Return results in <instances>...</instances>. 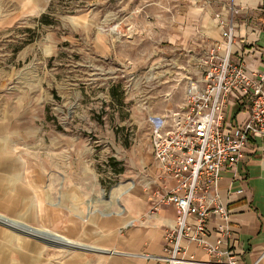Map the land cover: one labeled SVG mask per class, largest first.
<instances>
[{
  "label": "rangeland",
  "instance_id": "374dc122",
  "mask_svg": "<svg viewBox=\"0 0 264 264\" xmlns=\"http://www.w3.org/2000/svg\"><path fill=\"white\" fill-rule=\"evenodd\" d=\"M40 2L41 10L13 13V26L0 28V83L14 89L12 99H27L46 161L59 162L54 202L93 220L138 212L150 182L151 119L171 122L183 111L189 80L222 42L212 37L213 27L220 36L216 13L197 0ZM9 13L0 3V21ZM21 235L49 257L73 251Z\"/></svg>",
  "mask_w": 264,
  "mask_h": 264
},
{
  "label": "crops",
  "instance_id": "0c3cea01",
  "mask_svg": "<svg viewBox=\"0 0 264 264\" xmlns=\"http://www.w3.org/2000/svg\"><path fill=\"white\" fill-rule=\"evenodd\" d=\"M202 1L213 13L223 11L230 3L240 9L233 58L246 55L249 70H264V0ZM41 2L0 0L10 12L0 21V28L13 26L18 19L13 13L27 17L41 10ZM212 29L216 32L212 37L220 39L221 34ZM12 90L0 83V215L34 229L51 230L81 247L63 258L49 257L40 242L24 238L23 233L0 222V264H162L159 258L165 255L166 231L176 225L179 215L173 206L156 205L176 182L160 180L151 158L147 177L152 185L145 186L141 210L101 215L94 220L77 217L60 197L58 203L54 202L59 185L56 189L53 169L59 162L55 165L46 161L45 143L32 124L35 118L30 116L29 103L27 99H12ZM224 114L225 133L236 132L249 121V100L241 93H231ZM59 156L54 152L51 158ZM218 191L222 202L232 210L229 248L236 262L264 264V138L251 139L240 160L221 172ZM217 227L218 219L213 218L208 231L212 240L217 237ZM184 251L198 264L215 262L195 244H185Z\"/></svg>",
  "mask_w": 264,
  "mask_h": 264
},
{
  "label": "built area",
  "instance_id": "2783aa9c",
  "mask_svg": "<svg viewBox=\"0 0 264 264\" xmlns=\"http://www.w3.org/2000/svg\"><path fill=\"white\" fill-rule=\"evenodd\" d=\"M239 14L234 3L215 14L222 42L209 47L199 75L189 80L183 111L174 113L171 122L162 120L151 132L158 178L176 182L156 206H173L179 215L166 231L162 264H198L185 253V244L212 255L213 264H238L229 248L232 210L219 197L218 186L221 172L240 160L251 139L264 138V70H249L246 55L233 58ZM234 92L249 100L250 118L227 134L224 109ZM213 218L218 219L214 240L208 232Z\"/></svg>",
  "mask_w": 264,
  "mask_h": 264
},
{
  "label": "bare ground",
  "instance_id": "6f19581e",
  "mask_svg": "<svg viewBox=\"0 0 264 264\" xmlns=\"http://www.w3.org/2000/svg\"><path fill=\"white\" fill-rule=\"evenodd\" d=\"M113 30L116 31L117 29L114 28ZM154 119L155 118L151 119V122H153L155 125H158V124L161 123V121H157V120H156L157 121V123H156V121H154ZM0 218H1V220L4 219L3 216H0ZM16 225L19 226V227L22 226V225H20V222H16ZM33 233L37 234L38 236H41L43 238H47V239H51V240H57V241H59L61 243H64V244L67 245V247H65V248H72L74 246H77V244L75 242H73V241H71V240H69L67 238H64L63 236H60L59 234H56L53 231L48 230V229L35 230V231H33ZM57 235L59 237H62V239H64V240H62L60 238H57L56 237Z\"/></svg>",
  "mask_w": 264,
  "mask_h": 264
},
{
  "label": "water",
  "instance_id": "95a60500",
  "mask_svg": "<svg viewBox=\"0 0 264 264\" xmlns=\"http://www.w3.org/2000/svg\"><path fill=\"white\" fill-rule=\"evenodd\" d=\"M7 226H8V225H7ZM8 227H10V228L13 229V230H16L14 227H11V226H8ZM33 229H34V228H33ZM22 233H23V234H26V235H29V236H32V237H34L35 239H37V240H39V241H42V242L46 243L47 245H49V246H51V247H61V248H62V247H63V248L67 247L66 244L61 243V242H59V241H57V240H51V239L43 238V237H41V236H38V235H35V234L28 233V232H26V231H22ZM56 237L62 239V237H59L58 235H57ZM62 240H64V239H62ZM72 248H73V249H79L80 246H74V247H72Z\"/></svg>",
  "mask_w": 264,
  "mask_h": 264
}]
</instances>
